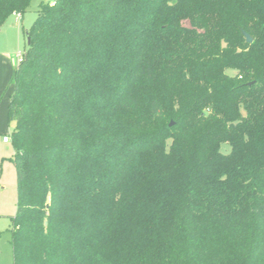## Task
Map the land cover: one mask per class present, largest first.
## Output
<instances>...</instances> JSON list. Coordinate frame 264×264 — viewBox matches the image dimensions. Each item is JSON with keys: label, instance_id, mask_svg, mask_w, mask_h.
Returning a JSON list of instances; mask_svg holds the SVG:
<instances>
[{"label": "trees", "instance_id": "1", "mask_svg": "<svg viewBox=\"0 0 264 264\" xmlns=\"http://www.w3.org/2000/svg\"><path fill=\"white\" fill-rule=\"evenodd\" d=\"M28 31L12 264H264V0H53Z\"/></svg>", "mask_w": 264, "mask_h": 264}, {"label": "rangeland", "instance_id": "2", "mask_svg": "<svg viewBox=\"0 0 264 264\" xmlns=\"http://www.w3.org/2000/svg\"><path fill=\"white\" fill-rule=\"evenodd\" d=\"M53 0H30L23 14H9L0 28V264H12L10 243L11 217L17 209L16 170L13 163L14 150L11 142L4 143L3 135L11 136L15 124L7 120V107L13 90L12 77L19 54L27 47L25 30L37 17L43 3ZM229 150L228 144H223Z\"/></svg>", "mask_w": 264, "mask_h": 264}, {"label": "water", "instance_id": "3", "mask_svg": "<svg viewBox=\"0 0 264 264\" xmlns=\"http://www.w3.org/2000/svg\"><path fill=\"white\" fill-rule=\"evenodd\" d=\"M243 33H244L246 42L251 43L253 40L252 37L247 32H243ZM26 38H27V42H29L30 34L28 30H26ZM172 124H173V121H170L169 125H172Z\"/></svg>", "mask_w": 264, "mask_h": 264}, {"label": "built area", "instance_id": "4", "mask_svg": "<svg viewBox=\"0 0 264 264\" xmlns=\"http://www.w3.org/2000/svg\"><path fill=\"white\" fill-rule=\"evenodd\" d=\"M21 54H19V57H20ZM2 141L5 142V143H9L10 142V137L8 135H4L3 138H2Z\"/></svg>", "mask_w": 264, "mask_h": 264}, {"label": "crops", "instance_id": "5", "mask_svg": "<svg viewBox=\"0 0 264 264\" xmlns=\"http://www.w3.org/2000/svg\"><path fill=\"white\" fill-rule=\"evenodd\" d=\"M4 136V135H3ZM5 143V142H4Z\"/></svg>", "mask_w": 264, "mask_h": 264}]
</instances>
